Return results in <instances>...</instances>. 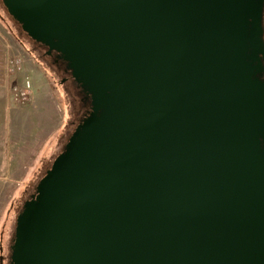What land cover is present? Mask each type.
<instances>
[{
	"label": "water",
	"instance_id": "1",
	"mask_svg": "<svg viewBox=\"0 0 264 264\" xmlns=\"http://www.w3.org/2000/svg\"><path fill=\"white\" fill-rule=\"evenodd\" d=\"M90 112L11 264H264V0H2Z\"/></svg>",
	"mask_w": 264,
	"mask_h": 264
},
{
	"label": "rangeland",
	"instance_id": "2",
	"mask_svg": "<svg viewBox=\"0 0 264 264\" xmlns=\"http://www.w3.org/2000/svg\"><path fill=\"white\" fill-rule=\"evenodd\" d=\"M37 50L36 42L0 0V108L4 109L0 114L11 120L9 129L6 126L4 130L10 136V157L13 152L20 154V162L14 163L13 168L12 163L0 168V257L4 264L10 260L9 247L25 203L64 151L89 108L72 78L55 73ZM28 81L31 83L28 98L19 100L15 90H22ZM70 89L75 90L73 96L67 92Z\"/></svg>",
	"mask_w": 264,
	"mask_h": 264
},
{
	"label": "flooded vegetation",
	"instance_id": "3",
	"mask_svg": "<svg viewBox=\"0 0 264 264\" xmlns=\"http://www.w3.org/2000/svg\"><path fill=\"white\" fill-rule=\"evenodd\" d=\"M263 30H264V12H263ZM263 40H264V35H263ZM38 46V52H41L40 57L48 64L54 71L55 73H58L60 76L66 77L67 75L71 77V71L68 69L67 63L64 61V59L56 52L52 51L49 53L48 48L45 46H42L38 43H36ZM260 69L257 71L255 78L259 79L261 82L264 83V55L260 56ZM67 76V77H68ZM72 78V77H71ZM67 80L68 78H63ZM72 81L76 85V90L82 91L81 87L72 79ZM75 90H67L69 96H73ZM83 98L87 100L90 103V97L87 96L86 94L83 93ZM89 108L86 109L85 113L83 114L81 120H79V123L89 115L90 112V106ZM9 250L11 253V246L9 247ZM0 264H4V259L3 257H0ZM6 264H11V256L10 260L7 259Z\"/></svg>",
	"mask_w": 264,
	"mask_h": 264
},
{
	"label": "crops",
	"instance_id": "4",
	"mask_svg": "<svg viewBox=\"0 0 264 264\" xmlns=\"http://www.w3.org/2000/svg\"><path fill=\"white\" fill-rule=\"evenodd\" d=\"M1 86V85H0ZM6 94V93H5ZM6 98L5 105L8 104L7 100V94L4 96ZM0 103H2V99L0 98ZM7 106V105H6ZM1 112H3L4 109L0 108ZM11 120H6V116H2L0 114V168H5V163H12L10 166L13 168L14 163H19L20 161V154L18 152H13V155L10 157V136H8L6 133L4 134V130L6 129V126L10 127ZM23 155V154H22ZM18 167H21L18 164ZM24 166H22L23 168Z\"/></svg>",
	"mask_w": 264,
	"mask_h": 264
},
{
	"label": "built area",
	"instance_id": "5",
	"mask_svg": "<svg viewBox=\"0 0 264 264\" xmlns=\"http://www.w3.org/2000/svg\"><path fill=\"white\" fill-rule=\"evenodd\" d=\"M31 88V83L28 81L26 82V86L20 90V89H17L16 88V92H15V96L19 99V100H27L28 98V92H29V89Z\"/></svg>",
	"mask_w": 264,
	"mask_h": 264
},
{
	"label": "bare ground",
	"instance_id": "6",
	"mask_svg": "<svg viewBox=\"0 0 264 264\" xmlns=\"http://www.w3.org/2000/svg\"><path fill=\"white\" fill-rule=\"evenodd\" d=\"M88 106H89V103H88Z\"/></svg>",
	"mask_w": 264,
	"mask_h": 264
},
{
	"label": "trees",
	"instance_id": "7",
	"mask_svg": "<svg viewBox=\"0 0 264 264\" xmlns=\"http://www.w3.org/2000/svg\"><path fill=\"white\" fill-rule=\"evenodd\" d=\"M84 99V98H83Z\"/></svg>",
	"mask_w": 264,
	"mask_h": 264
}]
</instances>
